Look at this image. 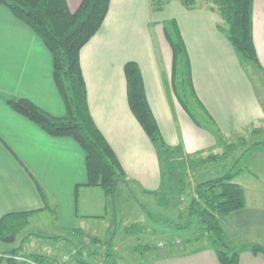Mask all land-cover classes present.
Instances as JSON below:
<instances>
[{
	"label": "crops",
	"instance_id": "0c3cea01",
	"mask_svg": "<svg viewBox=\"0 0 264 264\" xmlns=\"http://www.w3.org/2000/svg\"><path fill=\"white\" fill-rule=\"evenodd\" d=\"M65 1L74 12L82 0ZM147 1L111 0L101 28L80 52L89 114L126 175L128 185H120L129 188L136 184L143 192H149L151 185H162L163 164L171 152L184 156L194 172L210 162L219 164L228 159L227 150L239 152L237 143L247 141L244 132L257 136L264 130V102L257 94L259 88L264 95V0H253L252 11V38L260 70L239 58L219 30L217 13L204 7L185 9L180 0H170L161 11L150 12ZM168 20L176 22L185 45L205 128L192 122L171 90L172 51L162 29ZM129 62L139 68L149 110L169 149L165 159L129 109L123 71ZM7 97L27 99L55 117L65 114L52 80L50 54L27 26L0 6V220L8 214L30 213L25 230L32 225L33 234L41 237L43 229L36 218L47 213L54 228L50 235L76 239L80 244L75 254L82 261H93L102 246L98 238L102 229L97 224H104L103 217L111 213L103 191L85 186L83 151L72 139L50 137L10 110L3 101ZM258 146L254 147L264 144ZM254 147L249 145L252 149L245 154L246 164H241L240 170L229 171L244 191L245 206L235 214L249 211L253 217L237 222L231 214L224 219L225 237L235 249L251 245L264 249V201L248 197L263 194L257 179L264 177L258 165L264 162V155H249ZM125 232L129 236L133 229ZM134 232L136 235L139 230ZM33 234L19 241L16 237L9 250L0 243V264H7L4 258L13 250L17 251V261H27L33 254L24 252V247ZM87 239L91 245L83 243ZM171 246L165 251L158 249L152 264H218L207 242L187 251L184 246L178 247L180 251ZM137 250H141L138 244L133 248ZM142 250L150 252L152 248L147 245ZM104 254L100 264L110 255L108 251ZM238 264H264V259L246 249L239 253Z\"/></svg>",
	"mask_w": 264,
	"mask_h": 264
},
{
	"label": "trees",
	"instance_id": "16d2710c",
	"mask_svg": "<svg viewBox=\"0 0 264 264\" xmlns=\"http://www.w3.org/2000/svg\"><path fill=\"white\" fill-rule=\"evenodd\" d=\"M110 1L82 0L79 7L71 12L65 0H0V6L27 26L50 54L52 80L64 104L65 114L62 117L52 116L27 99L7 97L3 100L4 103L10 110L35 124L48 136L70 138L75 141L85 156L87 173L85 186L101 189L106 197H113L116 187L119 184L128 185V182L115 154L89 114L86 87L80 66V52L101 28ZM150 1L153 11L158 12L170 0ZM198 1L180 0V3L185 9H193L198 6ZM200 1L201 7L218 14L224 23L219 30L226 36L239 58L260 70L252 38L253 0ZM163 33L172 51L171 81L175 97L197 124L186 106V97L190 96L199 110L202 112L204 110L193 90L189 59L176 22L171 20L165 23ZM123 71L129 109L149 141L158 150L159 156L165 159L169 149L162 142L157 124L149 110L139 68L135 63L129 62L124 65ZM233 178L234 174L229 172L221 178L197 185L188 203V222L182 227L187 228L192 219H197L202 231L201 238H207L218 264H238L239 253L246 249L253 254H261L264 259V249L261 246L251 245L235 249L225 237L224 219L241 211L245 206L244 191L233 182ZM37 188L46 202L44 192L38 185ZM29 216L30 213L5 215L0 220V243L13 244L16 237L27 228ZM169 245L173 246L172 243ZM16 254V250L11 251L8 257L4 258L5 262L25 264L15 259ZM29 259L27 261L35 264H44L48 261L49 264H64L43 255H32ZM67 264L88 263L82 259H73L68 260Z\"/></svg>",
	"mask_w": 264,
	"mask_h": 264
},
{
	"label": "rangeland",
	"instance_id": "374dc122",
	"mask_svg": "<svg viewBox=\"0 0 264 264\" xmlns=\"http://www.w3.org/2000/svg\"><path fill=\"white\" fill-rule=\"evenodd\" d=\"M147 3L149 11L155 12L153 11L151 1L148 0ZM201 4L202 2L199 0L196 8L201 7ZM169 12L166 10L167 14ZM150 19L152 21L154 19V16L152 18V13ZM169 21L171 20L162 23V29L165 23ZM152 26L153 24H151L150 27ZM219 26L221 28L224 26V23H222L221 20ZM177 84L179 85V82ZM170 87L175 95L174 85L171 79ZM257 94L264 102V95L259 88ZM175 99L178 101L176 97ZM186 106L195 118L197 122L196 125L200 124V127L205 128L206 123L203 113L199 110V107L190 96L186 97ZM243 135H246L247 141L244 144L237 143V147L240 148L239 152L234 153L231 150H227L226 155L228 159L222 160L219 164L210 162L204 168H197L194 172L191 170L192 168L190 167V164L183 159L184 156H181L179 153L171 152L168 159L163 164L164 173L162 174V185L158 188L151 185L149 189H147L149 192H143V190H141L136 184L129 188H123L119 184L113 197H105V200L109 203V213L111 214H108L106 217L103 215L104 224H101L100 222L97 224V226L102 229V234L98 237L100 244L102 245L98 250L99 256L93 258V261L91 260V262L88 260V262H85L88 264H100V262H103L102 254L108 251L111 256L104 262V264H152V259L155 258L158 253V243H162L166 247L170 244L172 239H174L175 242L178 241V244H175V242L172 243L173 247L178 248L184 246L186 249L185 251L201 248V245L208 240L205 237L201 238L202 231L200 230V225L198 224L197 219H192L187 228H182L188 222L189 216L187 208L192 192L194 188L201 183L213 180L221 175L223 176V174H226L229 171L235 172L240 170L242 166L241 164H246L245 159H247V156H245V154H248L249 149H252L249 148V145L254 147L258 146L259 143L264 144V130H262V133L257 136L255 133H250V131L244 132ZM235 139L236 138L232 137L231 140L235 142ZM258 147H254L255 150L249 155H264V147ZM239 158L240 160L237 163L236 161ZM258 165L260 166V169L264 170V162H260ZM221 171L224 173H221ZM246 179L250 181L249 178ZM257 180L263 194H249L248 197L256 196V198H260L264 201V177L262 176V178ZM232 217V219H236L237 222H244L246 219L251 221L253 218L249 211L238 215L234 213L232 214ZM36 220L40 221V223L37 224L38 222H35L33 225L37 224L43 229L40 233L41 237L33 234L34 231L32 225L17 236L18 241L26 236L28 237V233H31L34 236L33 239L26 242L24 248L27 250L24 252H31L33 255L41 254L49 259H55V261L58 262L63 261V258H66L67 261L65 259L64 264H67L68 260H80V257L75 254L76 246H79L80 242H76V239L73 240L71 237H66L64 235L61 237L50 235L54 228L53 225H51L52 218L49 214L45 213L44 215L37 217ZM129 229H133V232L129 234V236L132 235L130 240L125 232ZM134 229L139 230L136 235ZM136 237L140 238V240H137ZM190 240L193 243L190 242ZM83 243L87 246L91 245V242L88 240ZM137 244L141 250L135 252L133 251V248ZM147 245L152 248L150 252H144L142 250V248ZM2 246L8 247L7 250L12 248L10 245L6 246V244H2ZM161 250L165 251L166 249ZM177 250L180 251L179 248ZM30 257L31 256L27 259ZM22 260L24 261V259H19V261ZM24 263L30 264L25 261ZM44 264H49V261Z\"/></svg>",
	"mask_w": 264,
	"mask_h": 264
},
{
	"label": "built area",
	"instance_id": "2783aa9c",
	"mask_svg": "<svg viewBox=\"0 0 264 264\" xmlns=\"http://www.w3.org/2000/svg\"><path fill=\"white\" fill-rule=\"evenodd\" d=\"M175 244H178V241L177 242H175ZM157 247L159 248V249H163L164 247H165V245L164 244H162V243H158V245H157ZM17 260V259H16ZM23 261V260H22ZM24 262V261H23ZM26 263H30V264H34L33 262H29V261H25Z\"/></svg>",
	"mask_w": 264,
	"mask_h": 264
}]
</instances>
